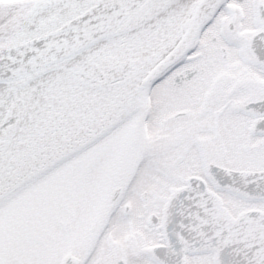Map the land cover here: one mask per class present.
<instances>
[{"label": "snow or ice", "instance_id": "1", "mask_svg": "<svg viewBox=\"0 0 264 264\" xmlns=\"http://www.w3.org/2000/svg\"><path fill=\"white\" fill-rule=\"evenodd\" d=\"M0 264H264V0H0Z\"/></svg>", "mask_w": 264, "mask_h": 264}]
</instances>
